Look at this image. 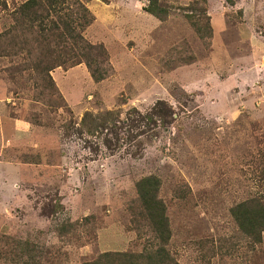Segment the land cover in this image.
Listing matches in <instances>:
<instances>
[{
	"label": "rangeland",
	"instance_id": "1",
	"mask_svg": "<svg viewBox=\"0 0 264 264\" xmlns=\"http://www.w3.org/2000/svg\"><path fill=\"white\" fill-rule=\"evenodd\" d=\"M23 1L0 0V32ZM83 1L94 16L84 35L106 47L114 68L106 81L95 83L84 64L56 69L62 95L48 106L36 101L33 82L12 81L14 62L0 58V264H17L14 248L5 251L15 240L44 255L41 264L142 252L150 230L133 216L135 184L149 175L163 181L180 264H264V233L254 252L234 238L230 214L264 191V0H160L166 21L144 10L149 0ZM205 7L208 41L190 23ZM158 101L169 107L165 119ZM107 110L146 118L119 133L116 152L104 135L73 125Z\"/></svg>",
	"mask_w": 264,
	"mask_h": 264
},
{
	"label": "trees",
	"instance_id": "2",
	"mask_svg": "<svg viewBox=\"0 0 264 264\" xmlns=\"http://www.w3.org/2000/svg\"><path fill=\"white\" fill-rule=\"evenodd\" d=\"M195 2L197 5L208 4V0ZM144 10L161 21H166L169 17L168 9L161 5L160 0H149V5ZM199 13L200 17H190V23L197 36L202 41H208L213 37L210 17L206 7L199 10ZM9 20L10 26L0 32V58H8L14 62V65L6 68L12 81L22 79L35 84L37 102L53 106L52 96L62 95L52 76L56 69L84 64L95 83H102L113 74L114 68L106 47L91 43L84 35L94 22V16L83 0H25L14 4L9 10ZM16 61L19 62L15 63ZM63 107L71 112L67 104ZM156 107H161V117L164 119L170 115L166 102L158 101ZM121 113L107 110L95 116L87 111L73 125L80 134L85 131L97 139L104 135L107 150L116 152L120 149L119 133L123 129H138L140 123L146 120L140 114H137L138 118L128 115L126 119H121ZM149 120L147 119V123ZM67 129L71 130L70 125H67ZM129 140L130 143L136 141L132 134L129 135ZM262 180L264 183V179ZM135 187L137 201L133 216L150 230L148 245L142 252H105L83 264H180L171 248L173 231L167 204L160 197L163 181L158 176L149 175L139 179ZM188 192L191 193L189 187ZM175 195L183 200L187 191L177 190ZM230 214L239 230V235L234 238L246 242V246L258 252V246L263 244L264 191L235 204ZM83 221L89 223L91 220L85 217ZM71 226L72 223L62 225L60 234L64 236L69 233ZM5 244L15 245L5 251L11 253L14 248L12 260L17 264H41V259L44 258V255H37L29 243L15 240L14 244L7 241ZM235 249L237 248H234V252Z\"/></svg>",
	"mask_w": 264,
	"mask_h": 264
}]
</instances>
